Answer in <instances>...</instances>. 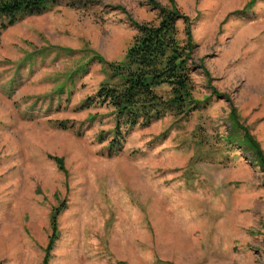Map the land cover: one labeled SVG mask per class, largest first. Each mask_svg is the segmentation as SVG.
I'll return each instance as SVG.
<instances>
[{
    "label": "rangeland",
    "instance_id": "374dc122",
    "mask_svg": "<svg viewBox=\"0 0 264 264\" xmlns=\"http://www.w3.org/2000/svg\"><path fill=\"white\" fill-rule=\"evenodd\" d=\"M172 4L201 104L109 156L110 110H76L105 79L95 54L123 60ZM244 132L264 161V0L59 2L17 21L0 33V264H264V162Z\"/></svg>",
    "mask_w": 264,
    "mask_h": 264
},
{
    "label": "trees",
    "instance_id": "16d2710c",
    "mask_svg": "<svg viewBox=\"0 0 264 264\" xmlns=\"http://www.w3.org/2000/svg\"><path fill=\"white\" fill-rule=\"evenodd\" d=\"M81 1L87 0H0V33L23 18L49 11L59 2L74 6ZM180 21L184 25V39L179 37L177 24ZM190 24L189 19L172 4L169 9H160L155 20L135 24L137 31L123 60L108 62L101 55L95 54V59L102 65L105 79L96 92L86 97L76 110L102 107L110 110L114 127L107 143V155L120 152L126 138L134 130L146 128L166 114L182 117L199 108L201 102L193 97L195 69L191 60L193 43ZM162 90L165 93H161ZM96 118L97 114H89L85 121L87 126L83 128L85 123L80 124L77 132L85 131ZM57 128L75 129V124L59 121ZM244 137L248 148L263 164L258 143L246 132ZM98 140L101 143L105 141L104 132L98 135ZM55 162L63 169L62 159L56 158ZM59 212V208H54L50 215L52 235L47 252L55 237ZM47 260L48 255L44 257L43 264H47Z\"/></svg>",
    "mask_w": 264,
    "mask_h": 264
}]
</instances>
